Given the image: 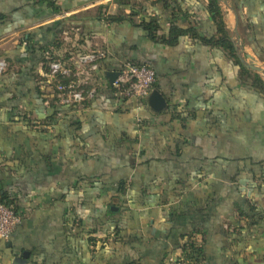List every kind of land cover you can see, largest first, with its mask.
Returning a JSON list of instances; mask_svg holds the SVG:
<instances>
[{
	"label": "crops",
	"instance_id": "1",
	"mask_svg": "<svg viewBox=\"0 0 264 264\" xmlns=\"http://www.w3.org/2000/svg\"><path fill=\"white\" fill-rule=\"evenodd\" d=\"M117 1L0 0V189L21 218L0 264H164L191 243L190 264H264V99L220 52L136 26L155 16L166 34V4L212 35L205 0H131L132 22H106L130 13ZM219 6L237 54L264 69V0ZM48 53L82 92L51 125L34 84ZM126 61L152 68L163 112L117 100L108 80Z\"/></svg>",
	"mask_w": 264,
	"mask_h": 264
},
{
	"label": "trees",
	"instance_id": "2",
	"mask_svg": "<svg viewBox=\"0 0 264 264\" xmlns=\"http://www.w3.org/2000/svg\"><path fill=\"white\" fill-rule=\"evenodd\" d=\"M205 3L206 14L211 20L213 26L212 35H202L194 26H188L186 28L178 27L176 25V13H178L175 11L176 8H172L166 4H164L165 10H169V28L166 34H160L161 27L158 23V19L155 16L141 20L136 26L141 28L151 41L160 43L161 45L167 47H174L177 45L179 39L187 38L190 41L199 43L210 50L220 52L224 56L225 60L229 62L230 65L235 69L238 87L252 92L264 99V81L259 74L249 70L242 64L241 58L237 54L236 47L231 40L229 30L225 25L223 14L219 6V0H205ZM117 4L120 7L122 5L123 7H127L130 10V13L127 16H120L118 14L114 16H103L102 19L109 23H120L124 20H129L132 22V19L135 16V14H133L136 9L135 4H133L131 0H118ZM4 61L6 62V60ZM54 62H59L65 68H68L61 59L53 54L48 53L46 58L42 61L41 74L37 76L36 81L33 80L37 95L42 98V102L48 101V114L43 119L46 124L50 125L57 121L56 117L58 114H66V112H70L73 109L75 110L78 105H82L80 102H74L70 105H63L57 99L56 86L58 84H67L69 81L75 80V78H62L58 75H51L49 66ZM6 74H8V63L7 70L4 74L0 75V77L5 76ZM47 90H49V92H47ZM115 91L116 90L113 88L114 95ZM21 118H23L24 121L32 123V121L27 120V116L25 114H22ZM133 161L130 164L132 167L134 166ZM118 189L121 191L124 190L122 186H120ZM119 190L118 193H120ZM0 203L11 208L13 207V202L10 200L7 192H4L3 188L0 189ZM188 250L187 252L184 250L180 256L173 257L185 264H190L189 260H197L200 252L198 248L192 243L189 244Z\"/></svg>",
	"mask_w": 264,
	"mask_h": 264
},
{
	"label": "built area",
	"instance_id": "3",
	"mask_svg": "<svg viewBox=\"0 0 264 264\" xmlns=\"http://www.w3.org/2000/svg\"><path fill=\"white\" fill-rule=\"evenodd\" d=\"M105 57L104 52H95L85 57L84 61L89 64V70L94 72L100 60ZM50 73L53 76L62 78H74L71 71L65 68L61 63H51ZM7 70V63L0 59V75ZM156 81L155 73L146 64H134L126 61L123 63L120 71L112 83L116 90L115 97L117 100L130 102L135 101L137 107L140 106L148 95L152 92ZM57 99L63 105H70L74 102L82 101V92L78 88V82L69 81L67 84H58L56 86ZM140 122V119H137ZM21 218L14 209L0 203V242H6L11 237L14 230L20 225ZM164 264H185L173 256H168Z\"/></svg>",
	"mask_w": 264,
	"mask_h": 264
},
{
	"label": "water",
	"instance_id": "4",
	"mask_svg": "<svg viewBox=\"0 0 264 264\" xmlns=\"http://www.w3.org/2000/svg\"><path fill=\"white\" fill-rule=\"evenodd\" d=\"M236 51H237V49H236ZM241 62L246 68H248L249 70H251V71H253V72L257 73V74H259L260 77L262 79H264V69L263 68H261L259 66H256L254 64L247 63L243 59H241ZM115 77L116 76L113 74L109 78L108 82L111 85H112V83L114 81L113 79H115ZM145 103L149 107L150 111L155 113V114H159V113L163 112L166 109V107H167V104H166L165 100L159 94V92H157L156 90H152V92L145 99Z\"/></svg>",
	"mask_w": 264,
	"mask_h": 264
},
{
	"label": "rangeland",
	"instance_id": "5",
	"mask_svg": "<svg viewBox=\"0 0 264 264\" xmlns=\"http://www.w3.org/2000/svg\"><path fill=\"white\" fill-rule=\"evenodd\" d=\"M241 49V48H240ZM239 48H238V50H240ZM239 56L242 58V56H241V54L239 53ZM245 61H246V59H244Z\"/></svg>",
	"mask_w": 264,
	"mask_h": 264
},
{
	"label": "bare ground",
	"instance_id": "6",
	"mask_svg": "<svg viewBox=\"0 0 264 264\" xmlns=\"http://www.w3.org/2000/svg\"><path fill=\"white\" fill-rule=\"evenodd\" d=\"M252 61V60H251Z\"/></svg>",
	"mask_w": 264,
	"mask_h": 264
}]
</instances>
